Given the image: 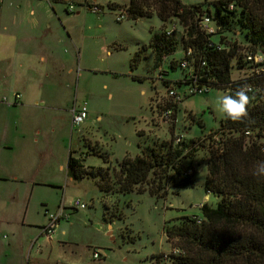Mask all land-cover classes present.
Masks as SVG:
<instances>
[{
  "label": "rangeland",
  "instance_id": "374dc122",
  "mask_svg": "<svg viewBox=\"0 0 264 264\" xmlns=\"http://www.w3.org/2000/svg\"><path fill=\"white\" fill-rule=\"evenodd\" d=\"M17 1L9 0L7 4L17 8ZM216 1L180 0L188 7L202 4L203 10L212 15ZM129 2L68 0L66 4L72 6L73 11L65 12V16L71 19V24H64V20L59 22L55 17L53 19L50 9L45 19L54 22V39H62L61 52L66 53L72 48L77 63V77L72 88L65 89V84L61 82L50 83L51 78L42 82L49 90L53 86L61 87V111L33 112L21 108L22 104L10 106L11 110L6 111L3 108L8 106L0 102V123L24 120L52 124L55 128V156L48 155L47 159L35 164L39 182L33 192H29L25 182L10 178L0 180V221L11 219L8 224L5 221L0 223V264H21L19 253L23 251L25 258L22 264H27L26 254L30 251L29 264H156L157 257L168 258L178 247L176 240L167 239V227L184 217H202L199 206L206 204L215 209L219 202L217 197L205 192L204 186L208 147L212 140L208 137H217L214 143L220 138L218 132L225 117L217 110L215 101L218 95L226 93L211 89L207 94L183 97L174 125L159 123L158 105L167 97L168 89L181 94L187 90L185 85H177L183 79L181 69H173L169 65L172 60L180 61L183 54L179 49L169 56L162 67L165 73L162 81L158 78L160 71L154 53L147 44L152 34L160 33L163 28L168 30L178 26L173 18L163 25L155 15L137 20L127 16L117 22L119 8H127ZM86 3L97 6L100 11H90ZM152 10L147 8L145 12L153 14ZM34 20L38 21H29L33 23ZM4 22L5 18H0V31ZM67 27H70L69 33L75 46L72 42H69V47L63 44V36H67L64 29ZM224 36L235 37L239 41L242 39L230 32ZM211 40L218 43L219 36H211ZM137 53L139 59L134 62ZM249 73V70L238 69L235 60L232 61L231 81L243 79ZM4 93L8 95L12 91ZM83 105H86L87 117L82 124L72 127L66 108ZM175 138H181V142L188 146L196 143L195 151L190 156L185 155L188 149L183 152L175 170L169 172L175 178L174 182L168 184L166 178L160 185L165 189L159 195L149 192L159 183V170L139 187L142 192L135 189L124 195L116 192L104 195L98 189V180L92 178L74 182L67 177V161L71 155L86 169L108 168L115 189L113 175H116L122 160H134L141 156L144 149ZM173 145L176 146L175 143ZM96 151L108 157V164L94 154ZM12 162L5 160L2 165L7 167ZM59 164H62L63 170L58 168ZM186 171L193 173L190 177L192 185L180 188L177 186L179 175ZM43 181L51 185L42 184ZM75 200L82 202L86 208L74 210L72 203ZM62 204L68 219L57 224L49 241L44 237L37 238L42 227L49 223L48 214H54ZM14 220L18 223L12 224ZM24 220L26 224L21 229L19 223ZM35 253L38 256L36 259ZM95 253L100 255L99 259L93 258Z\"/></svg>",
  "mask_w": 264,
  "mask_h": 264
},
{
  "label": "trees",
  "instance_id": "16d2710c",
  "mask_svg": "<svg viewBox=\"0 0 264 264\" xmlns=\"http://www.w3.org/2000/svg\"><path fill=\"white\" fill-rule=\"evenodd\" d=\"M214 14L204 11L201 5L184 6L180 0H130L127 8L128 19L150 18L155 15L165 25L170 19L176 21L179 32L167 36L166 30L151 35L147 47L154 53L156 64L160 67L163 57L167 59L180 49H192L191 57H184L189 68L197 76V82L211 89L223 90L226 94L235 95L243 85L249 84L255 92L247 105L248 115L241 121H232L224 117L221 122L220 138L211 135L212 139L207 160L205 192L219 199L215 209L203 204L202 217H184L167 227V239H174L178 244V254L166 258L168 264H264V177L254 176L258 162L264 161V154L259 141L264 138V68L263 64L248 62L246 57L258 52L264 55V0H218L213 3ZM231 6V9H230ZM117 6H113L116 8ZM112 8V7H111ZM153 8V14L145 9ZM208 16L217 30L213 35H205L197 21ZM230 32L241 36L226 37ZM218 35L219 42L211 40ZM219 47V48H218ZM139 59V53L134 62ZM170 61V67L180 68L183 79L178 86L185 85L186 69L180 67L182 61ZM240 70H249V74L237 81L230 80L231 63ZM167 61V60H166ZM201 62L204 67H200ZM165 73H163V76ZM164 79H162L163 81ZM166 87L168 83L163 82ZM178 107L175 109L176 117ZM245 132L250 135L246 137ZM161 143L142 151L134 160L124 159L118 164L115 178V189L112 186L108 168H84L82 163L72 158L67 161V177L74 182L84 178L98 180V189L104 195L128 194L147 182L151 174L159 170L156 188H150L152 195H159L165 187L161 183L168 178V184L175 178L169 175L175 170L183 152L186 156L195 151L196 143L184 145ZM98 154L105 164L108 157ZM178 175V174H177ZM184 172L177 184L180 188L192 185L190 177ZM167 184V183H166ZM156 264H166L163 257H157Z\"/></svg>",
  "mask_w": 264,
  "mask_h": 264
},
{
  "label": "crops",
  "instance_id": "0c3cea01",
  "mask_svg": "<svg viewBox=\"0 0 264 264\" xmlns=\"http://www.w3.org/2000/svg\"><path fill=\"white\" fill-rule=\"evenodd\" d=\"M7 1L9 0H0V18H5L0 31V96L10 97L13 92L18 93L21 95L19 103L22 104L21 108L33 112L61 111L59 107V101L63 98L61 87L53 86L49 90L42 82L51 78L50 83L61 82L65 84V89L72 88L77 77L75 72L77 63L72 48L66 53L61 52L62 39L57 41L53 36V32L56 31L53 27L54 22L45 18L51 9L53 19L55 17L59 22L64 20V24H71V19L65 16V12L68 13L66 4L68 0H54L53 4L49 0H18L17 8L9 6ZM76 15L80 13L76 12ZM30 19L38 21L34 20L32 23ZM68 28L70 27L64 29L67 30V36H63V44L69 47V42L73 44V39ZM84 71L91 72L89 69ZM7 91L12 93L5 95L4 92ZM73 108L74 106H68L65 111L70 114L71 126ZM3 109L11 110L10 106ZM54 131V125L48 123L24 120L0 123V180L10 178L16 182H25L29 192H33L36 183L39 182L36 179L38 170L35 164L47 159L48 155L55 156ZM5 160L13 162L4 167L2 163ZM58 168L63 170L62 164H59ZM42 184L49 185L50 182L43 181ZM4 221L8 224L11 219L5 218L0 223ZM13 223L18 222L14 220ZM19 224L22 229L26 221ZM12 234H15V230ZM39 237L44 236L39 233L37 238ZM45 240L49 241L46 238ZM48 243L52 247L50 242ZM23 247L24 245L21 249ZM26 256L29 264L31 251ZM19 257L23 263L24 251L19 253ZM36 258L37 253L34 256V259Z\"/></svg>",
  "mask_w": 264,
  "mask_h": 264
},
{
  "label": "built area",
  "instance_id": "2783aa9c",
  "mask_svg": "<svg viewBox=\"0 0 264 264\" xmlns=\"http://www.w3.org/2000/svg\"><path fill=\"white\" fill-rule=\"evenodd\" d=\"M86 8L89 9L90 11H93V12H99L100 11L97 6L92 7L89 3H86ZM230 9H231V6H230ZM67 11L69 13H71L73 11L72 6H69L67 8ZM127 15H128V13L125 9L119 10V14L116 17V21L117 22L123 21L124 19L127 18ZM197 26H198L199 30L202 33H204L205 35H213V34H215V32L217 30L216 26H214V24L212 23L211 19L208 16H202L200 18V20L197 21ZM178 32H179L178 28H176V26H173L170 29L166 30V35L171 36V35H174ZM182 54L186 58L191 57L192 56V49L186 48V50H184L182 52ZM166 60H167V58L163 57L162 63L165 64ZM246 60L248 62H250V61L253 62V64H263L264 63V55L260 52H258L257 54H255L253 56L248 54L246 57ZM163 64L160 67H158L159 71H160L158 78L160 80L163 79V72H162ZM180 67L182 69H186L188 72V74H186V78L184 80V83H185V86L187 87V90L185 91L184 94H181V93L176 92L175 90L169 88L168 93H167V97L163 101H161L158 105V109L160 111L159 123L167 124L171 127L174 125L175 109L182 102L183 97L190 96V95H203V94L209 93V91H210V88L208 86H206L204 84H199L197 82V76L195 74H193L194 70L189 68V65H188V62L186 61V59H182V61L180 62ZM200 67L201 68L204 67L203 62H201ZM261 70H262V72H264V68H261ZM20 101H21V95L18 93H13L10 97L2 96L0 98V102L7 105V106L18 105L20 103ZM86 117H87L86 105L80 106L78 108L74 107L72 109V117H71L72 127L79 126L80 124H82L85 121ZM244 135L246 137H248L250 135V133L245 132ZM180 142H181V138H175L174 139L175 144H179ZM259 147H260L261 152L264 154V138H262L259 141ZM187 174H191V171H187ZM72 207L76 211L84 210L86 208V206L82 202H80L79 200H75L72 203ZM201 207H202V205L199 206V208H201ZM67 219H68V216L65 213V207L62 204L60 207H58L57 211L54 214H48V222L49 223L46 227L42 228L41 234L47 240H50L57 224L61 220H67ZM172 254H178V250L173 249ZM93 258L99 259L100 255L98 253H95L93 255ZM163 260L166 262V257H163Z\"/></svg>",
  "mask_w": 264,
  "mask_h": 264
},
{
  "label": "clouds",
  "instance_id": "9594fccd",
  "mask_svg": "<svg viewBox=\"0 0 264 264\" xmlns=\"http://www.w3.org/2000/svg\"><path fill=\"white\" fill-rule=\"evenodd\" d=\"M249 92H255L249 84H243L235 95L221 94L216 97L217 110L227 119L232 121H241L248 115L247 105L253 97L248 95ZM254 176L264 177V161L258 162L253 172Z\"/></svg>",
  "mask_w": 264,
  "mask_h": 264
}]
</instances>
